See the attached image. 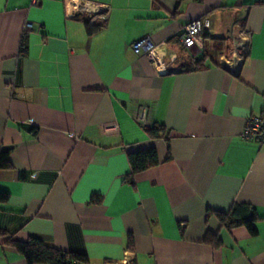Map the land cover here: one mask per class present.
<instances>
[{"label":"crops","instance_id":"1","mask_svg":"<svg viewBox=\"0 0 264 264\" xmlns=\"http://www.w3.org/2000/svg\"><path fill=\"white\" fill-rule=\"evenodd\" d=\"M67 1L0 0V264H26L8 242L30 238L88 264H264V146L240 137L264 106V0H76L107 12L90 35ZM195 20L197 65L179 41ZM234 204L255 236L218 220Z\"/></svg>","mask_w":264,"mask_h":264},{"label":"trees","instance_id":"2","mask_svg":"<svg viewBox=\"0 0 264 264\" xmlns=\"http://www.w3.org/2000/svg\"><path fill=\"white\" fill-rule=\"evenodd\" d=\"M185 1L188 0H176V4L178 6ZM193 1L197 3L202 2V0ZM85 24L87 26V33L90 35L103 28L105 21L97 24H88L86 21ZM24 49L25 44L23 40L21 50L23 51ZM198 63V59H195L194 65H197ZM146 133L149 137L155 139L166 136L164 127L158 125L151 126L146 130ZM9 154L10 149H0V170H9L11 168L8 161ZM127 159L130 166V174L127 176L126 180L131 185H133L134 175L156 167L159 164L157 153L154 148L130 152L127 155ZM7 201L8 195L0 192V205L5 204ZM216 215L222 226L227 229L245 227L249 235L255 236L257 233L255 225L258 219L253 208L247 205L234 204L227 214L217 213ZM4 235L5 232L0 231V237ZM8 243L24 258L26 264H88L89 262L87 256L83 253L60 251L46 246L43 242L33 238H30L26 242L10 241ZM131 264L136 263L133 260Z\"/></svg>","mask_w":264,"mask_h":264},{"label":"built area","instance_id":"3","mask_svg":"<svg viewBox=\"0 0 264 264\" xmlns=\"http://www.w3.org/2000/svg\"><path fill=\"white\" fill-rule=\"evenodd\" d=\"M67 8L68 11L70 10L73 13L84 15L89 23L104 21L107 15V12L103 10L102 6L85 1L68 0ZM203 27H207L206 22H201L200 20L192 21L183 28V34L179 38L181 45L188 52L191 59L194 60L198 59L203 50L204 41L200 36ZM26 28L29 29L30 26H26ZM247 42L248 40L245 38L242 42L236 41L232 57H239V52L242 53V56L247 54ZM133 50L137 53L143 52L150 58L154 57V46L148 38L136 42L133 45ZM240 137L244 142L264 146V106H262L259 115H252L245 121L244 129Z\"/></svg>","mask_w":264,"mask_h":264},{"label":"rangeland","instance_id":"4","mask_svg":"<svg viewBox=\"0 0 264 264\" xmlns=\"http://www.w3.org/2000/svg\"><path fill=\"white\" fill-rule=\"evenodd\" d=\"M95 23V22H94Z\"/></svg>","mask_w":264,"mask_h":264}]
</instances>
